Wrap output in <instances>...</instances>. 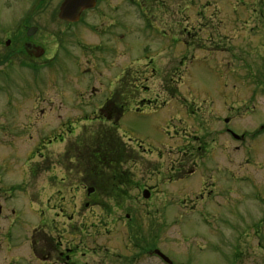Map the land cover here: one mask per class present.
<instances>
[{
  "label": "rangeland",
  "instance_id": "374dc122",
  "mask_svg": "<svg viewBox=\"0 0 264 264\" xmlns=\"http://www.w3.org/2000/svg\"><path fill=\"white\" fill-rule=\"evenodd\" d=\"M39 1L0 0V60L4 57L12 58L8 64L0 63V174L15 167L6 178L21 179L22 174H25L24 169L28 170V167H33L34 163H41L40 169L35 171L34 177L27 176L25 179L28 183V191L35 193L41 190L39 199L44 201V205H39L34 209L29 208L28 212L31 217L25 216V219L29 221L26 231H30L39 223V215L43 211H48L49 217L55 215V210L45 205L48 198H52L55 203L61 199L60 201L66 202L62 205L63 208H57L56 211L60 210V216L75 213L77 228L92 226L90 231L95 234L93 237L97 238V244L93 243L94 247H99L98 245L106 241L107 235H104L106 227L112 233L106 239H113L122 234L126 237L129 232L139 226L140 236L144 239H137L135 246L155 245L165 252L175 264H264V138L233 144L224 139V143L221 144L219 141L221 136L218 138L208 137L209 146L216 150H211L210 156L204 158L205 163H200L195 167L194 174L184 177L188 166L192 164L184 154L185 147L190 145L187 139L192 141V135L200 136V133H198L199 125L192 122L195 117L192 114L188 115L186 108L184 111L181 107V96L170 100L165 108L159 107V110H152V113L135 115L126 121L125 126L133 136L145 138L147 142L152 143V155L147 156L151 162L145 161L147 165L152 166V177L146 176L141 171L142 169L140 170L141 174L136 172L137 176H135L142 183L152 185L150 199L143 198L139 191L133 190L129 193L131 197L125 201L124 206L113 208L111 214H108L103 207L82 209L80 205L82 190L74 194L64 187L62 192H58L59 180L64 175V166L57 161L61 160L59 155L63 154L62 151L65 149L64 142H50L46 149L41 150L45 155L50 156L47 163L44 161L45 156L36 153L32 159H29L30 156L27 154L35 152V147L38 146L37 142L43 138L47 140L49 136L51 138L52 129L57 126L59 120L82 119L84 113L90 112L89 107L80 103L77 95L86 89L90 91L91 81L88 82V78L91 75L66 74L78 73L77 71L84 70L89 65L85 59L86 53H81L80 49L77 50L71 43H69V48L74 51L75 55L70 58L65 56V61L62 59L59 67H55L54 63L46 66L39 65V73H46L45 75H34L31 68H27L28 74L23 72L24 69L20 62L25 56L22 51V43H24L26 32L19 26L23 23L21 21L26 17L25 24L39 26V29L30 38L40 46L51 44V38H54L56 31L57 8L62 0H52L44 10H42L43 6L39 4ZM108 1L112 6L122 2V0ZM193 1L197 2L198 0ZM253 1L256 2L250 4V12L254 18H257L262 12L264 0H248V2ZM202 3L201 0L200 12L210 25L213 28L222 26L224 21L218 16L219 11L215 10V4ZM242 5L243 2L240 0H236L234 3L239 12ZM108 7L104 0L103 11L98 15L101 22L107 19V16L103 15L108 12ZM225 7L228 9L227 5ZM120 12L121 10L118 11L119 14ZM28 15L29 17H27ZM239 15H237V19H233L238 28V25H243ZM222 16L225 17V14ZM127 19L131 20L130 16ZM88 21L92 24L96 20L91 18ZM262 23L264 24V19ZM223 32L228 34L229 29L225 28ZM68 34L64 33L67 40H77L75 35L70 36L69 34L68 36ZM80 34L81 43L82 41L86 43L99 41L98 35L94 31L87 30ZM124 34L133 49L132 52L140 55L145 44L142 42L141 45L140 40L146 39L140 38L139 40L127 32ZM7 39L11 40L9 45L5 43ZM250 39V43L245 46L254 56L255 53L252 51L255 50L258 37L254 32H251ZM155 44L163 46L160 39L152 36L150 48L152 47L153 56ZM169 44H172L171 41H168L165 46ZM261 44L264 46V40ZM51 48L53 46L47 47L46 50ZM176 48L178 52L179 47ZM148 51L150 52L151 49ZM257 52H260L259 49ZM184 53L185 57L180 69L184 71H188V68L193 69L191 71L193 76H187L185 72L182 74L185 75L182 79H180L181 77L177 78V75H181L175 71L177 64L166 63L167 60L160 59L158 74L150 75L148 79L144 77L149 75L142 76L141 82L144 84L140 82L139 87L148 86L150 92L141 93V98H157L158 103H162V99L165 97L163 90L169 86L186 92L205 88L209 92L207 97L216 105V101H220L221 96L224 98L223 94L235 91L239 84L238 79L231 81L227 79L234 75L231 66H223L213 59V55L203 54L204 51H201L200 56H197L191 47L186 48ZM223 56L224 54H219L220 58ZM263 57H261V61H264ZM108 59H113V53ZM128 60L126 59L125 63ZM39 61L37 59L34 62L38 63ZM77 64L80 65L79 68ZM95 64L97 66H94ZM91 65L97 71H112L106 67V63L102 60H95L89 66ZM256 66L259 67V71H264V64L260 63ZM169 71L175 72V74L172 75ZM114 77L115 75H104L103 77L93 75L92 85L104 89V86L106 88L109 83V81L104 82L105 78L113 80ZM104 93L105 90H102L100 99ZM159 93L160 95H158ZM241 95L237 100L247 99V102H255V107L259 104L260 106L237 119L235 125L237 129L252 127L258 122H264V97L250 96L249 93ZM193 98L198 104L195 108L200 111L211 108L210 100L205 102L198 100L197 96ZM221 103L223 102L221 101ZM242 103H236V110L240 109L238 111L240 114L248 110L247 106ZM169 115L173 116L169 117ZM98 125L93 129L96 130ZM202 130L203 128H200V131ZM247 131L252 132L253 130L247 129ZM201 133H205V131ZM170 134L173 137H170ZM213 134L216 135L215 132ZM145 145L149 144L145 143ZM183 158L186 161L185 168H183L184 179H181L180 175L175 176L173 171L177 170L175 168L179 161L183 162ZM25 161H27L26 164ZM140 161L142 162V160ZM194 164L196 165V163ZM172 172L173 174H171ZM16 173L17 175H15ZM171 175H174L172 179ZM207 184L208 186L213 184V186L207 187ZM201 193H204L202 199L199 197ZM61 196H64L66 200ZM17 200L22 199L18 197ZM128 213L130 217L126 218ZM114 219H116L115 223H113ZM103 220L106 222L104 225L101 224ZM113 246L112 249H121V244H113ZM112 249L109 251V259H105V264L121 262V260L112 257ZM102 255L103 253H98L94 258L101 259ZM151 262H148L144 257L140 264H167L159 257H152Z\"/></svg>",
  "mask_w": 264,
  "mask_h": 264
},
{
  "label": "flooded vegetation",
  "instance_id": "af4514ba",
  "mask_svg": "<svg viewBox=\"0 0 264 264\" xmlns=\"http://www.w3.org/2000/svg\"><path fill=\"white\" fill-rule=\"evenodd\" d=\"M51 1L40 0L39 4L43 6L42 10L49 3L51 4ZM200 1L122 0L119 5L112 6L108 0H105V4L109 7L107 8L108 12L103 16H107V19L101 22L98 15L103 11L104 0L73 1L69 12L74 11L76 7L81 6V8L77 14L72 13L67 18L60 16L61 7L65 2L62 0L57 8L55 35L54 38H51L52 43L47 46L37 45L30 38L31 35L27 34L31 27H36L38 30V25L19 24L26 32L24 43H22V51L25 56L20 62L24 74H28L27 68H31L34 75H45L46 73H39V65L46 66L54 63L56 67L62 59H65V56L70 58L75 55L74 51L70 50L69 43L77 50L79 48L81 53H86L87 64L90 65L95 60H102L106 63V67L112 70L111 72H101L95 70L93 65H88L84 70L77 71L78 73H66L69 75H91L88 78V82L91 81L90 91L86 89L77 95L80 103L89 107L90 112L84 113L82 119L59 120L57 126L52 129L51 138L50 136L47 137V140L43 138L37 142L38 146L35 147V152L27 154L30 156L29 159H32L35 153L45 156L44 161L47 163L50 156L45 155L41 150L46 149L50 142H64L65 149L62 151L63 154L59 155L61 160L57 161L64 166V175L62 180H59L58 192H62L64 187L74 194L82 190L80 202L82 209L103 207L108 214H111L113 208L124 206L125 201L131 197L129 193L133 190L139 191L145 199L152 197V185H146L145 182L142 183L140 179L135 178L136 172L141 174V169L146 176L152 177V166L145 163L146 160L151 162L147 156L152 155V143L147 142L145 138L133 136L125 125L129 117L143 115L147 112L152 113V110H159V107L165 108L174 98L182 97L181 107L184 111L186 108L188 115L192 114L195 117L192 122L199 125L200 136L191 134L193 140L187 139L190 145L186 146L185 150L182 149L185 158L192 163L188 166L184 177L194 174L195 167L203 163L205 157L210 156L211 150H216L209 146L208 137L218 138L221 136L219 140L221 144L224 143V139L233 144L264 138V122H258L252 127H242L241 129H237L235 126L237 119L260 106L259 104L255 107V102H247V99L237 100L238 96L249 93L250 96L264 97V71H259V67L256 66V64H264V61H261L264 52V46L261 44L264 40V24L262 23L264 5L260 16L254 18L249 6L256 1L240 0L243 5L239 12L234 6L236 0H202L208 5L215 4V10L219 11L218 16L224 21L219 28H213L200 12ZM224 5H227L228 9ZM255 9L257 10V8ZM223 14L225 17L222 16ZM238 14H240V21L243 22V25H238L239 28L233 22V19H237ZM129 16L131 20L127 19ZM91 18L96 20L92 24L88 23ZM210 20L212 22V18ZM225 28L229 29L228 34L223 32ZM87 30L94 31L98 35L99 41L96 43L82 41L81 43L80 32L83 33ZM65 32L70 36L75 35L77 40H67V36H64ZM126 32L139 40L140 38L146 39L140 40L141 45L142 42L145 43L140 55L132 52L130 43L125 39L124 33ZM251 32H254L258 37V44L256 43L255 50L252 51L255 53L254 56L245 46L251 41ZM152 36L160 39V42L163 43V46L155 44L154 56L152 47L150 48ZM7 41L5 43L9 45L11 40L9 44ZM168 41H171L173 45L165 46ZM237 43L239 44L237 45ZM49 46H53V48L46 50ZM176 47H179L178 52ZM188 47H191L197 56H200V52L204 51L203 54L213 55V59L223 66H231L234 75L227 79L230 81L238 79L239 84L235 91L223 94L224 98L221 96L220 101H216V105L207 97L209 92L205 88L186 92L169 86L163 90L165 97L162 99V103H158L157 98H141V93L150 92L148 86L139 87V83L143 79L142 76L149 75L144 77L148 79L150 75L158 74L160 59L167 60L166 63L177 64L175 71L181 75L186 72L187 76H193L191 72L193 69L188 68V71L180 69L185 57L184 51ZM114 48L116 49L113 50ZM149 49H151L150 52ZM112 53L113 59L109 60ZM221 53L224 54L223 58L219 57ZM37 59L40 61L34 62ZM126 59H129L127 63H125ZM11 60L10 57H4L1 58L0 63L8 64ZM77 67L79 68L80 65L77 64ZM169 72L172 75L175 74V72ZM63 74L65 75V73ZM93 75L100 77L115 75V77L114 81L105 78L104 82L109 81V83L106 88L104 86V89H100L93 87ZM181 75H177V78L181 77L180 79H182L185 76ZM141 84L144 83L141 82ZM102 90H105V93L100 99ZM195 96L198 97V100L205 102L210 100L211 108L204 109V111L195 108L198 105L193 98ZM236 103L246 105L248 110L243 111L242 114L238 113L240 109L236 110ZM172 116L169 115V117ZM97 125V129H93ZM200 128H203L202 131L205 133H201ZM247 129L253 131L248 132ZM214 132L216 135L213 134ZM170 137L173 136L170 134ZM195 140L198 142L195 143ZM145 143L149 145L146 146ZM185 158H183V162H178L175 168L177 170L173 171L175 176L179 174L181 179H184ZM40 164L34 163L33 167H28V170L24 169L25 174H22L21 179L6 178L15 167L0 174V264H105V259H109L111 247H114L113 244H121V249H112V257L121 260L119 264H140L144 257L148 262L152 261V257H159L169 264L158 253V250L162 252L159 247L152 246V244L145 247L135 246L137 239H144L140 236L139 226L129 232L126 237L122 234L113 239H106L108 235H112L110 229L106 227L107 230L104 234L107 235L106 241L98 245L99 247H94L93 243L97 244V238L93 237L95 234L90 231L92 226L77 228L75 213L60 216V210L56 211L57 208H63L62 205L66 202L60 201L61 199L55 203L52 198H48L45 205L54 209L55 215L49 217L48 211H43L39 215V223L30 231H26L29 221L25 219V216H30L29 208L34 209L44 202L39 199L41 190L30 193L28 183L25 181L27 176L34 177L35 171L40 169ZM59 168L62 170L61 167ZM173 176L171 175L170 178L172 179ZM211 186L213 184L209 186L207 184V187ZM203 195L204 193L199 195L200 199L203 198ZM18 197L22 200H17ZM61 197L65 199L64 196ZM69 202L71 201L69 200ZM129 217L130 214H126V218ZM102 222L101 224H106L104 220ZM115 222L116 219L113 223ZM98 253H103L101 259L94 258ZM162 253L169 257L165 252ZM171 261V264H175L172 259Z\"/></svg>",
  "mask_w": 264,
  "mask_h": 264
},
{
  "label": "water",
  "instance_id": "95a60500",
  "mask_svg": "<svg viewBox=\"0 0 264 264\" xmlns=\"http://www.w3.org/2000/svg\"><path fill=\"white\" fill-rule=\"evenodd\" d=\"M75 2L76 0H65V2L63 3V5H62V7H61V13H60V16H62V17H64V18H67V17H70L71 15H72V13H74V14H77L78 13V10H79V8H81V6L79 7V8H75V10L74 11H72V12H69V10H70V8H72V7H70V5H71V3L72 2ZM88 1V0H87ZM90 1V0H89ZM85 6V5H84ZM72 18V17H71ZM37 30V28L36 27H31V28H29L28 29V35H32L35 31ZM9 42H10V40H8L7 41V44H9ZM159 252V251H158ZM160 253V252H159ZM160 255L166 260V261H168L169 263H171V261L169 260V258L168 257H166L165 255H163V254H161L160 253Z\"/></svg>",
  "mask_w": 264,
  "mask_h": 264
}]
</instances>
